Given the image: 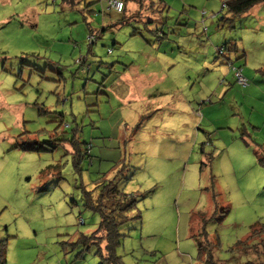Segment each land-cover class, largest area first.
<instances>
[{
    "label": "rangeland",
    "instance_id": "1",
    "mask_svg": "<svg viewBox=\"0 0 264 264\" xmlns=\"http://www.w3.org/2000/svg\"><path fill=\"white\" fill-rule=\"evenodd\" d=\"M223 1L0 0L4 264H99L79 239L111 178L139 215L122 264L261 256L236 252L264 224V3L229 20Z\"/></svg>",
    "mask_w": 264,
    "mask_h": 264
},
{
    "label": "trees",
    "instance_id": "2",
    "mask_svg": "<svg viewBox=\"0 0 264 264\" xmlns=\"http://www.w3.org/2000/svg\"><path fill=\"white\" fill-rule=\"evenodd\" d=\"M70 1L75 2L78 0H70ZM121 2H122V6H124V2L122 0ZM262 2L264 3V0H224L222 2L223 4L222 6L225 7V12L227 13L228 15L227 17L229 18V20H232L233 18L241 16L242 14L247 12V10L250 9L253 5ZM122 9L119 12H122L123 11ZM231 47H233L232 48L233 50L238 49L237 50L239 51L238 57L242 55L240 48H237L233 44H231ZM222 48L223 47H220L219 49L223 51L224 49ZM225 49H227V47H225ZM233 64H234L233 61H227L226 59L225 65H227L228 69L229 70L236 69L240 71L241 74V70H240L241 66L235 68L233 67ZM262 73L264 74V71ZM233 79L235 80L234 76ZM62 141L64 140L62 139ZM123 173L124 171L122 172V176L124 177ZM111 179L109 181L104 180V182L102 181L103 183L97 186L98 189L95 198L97 206L93 207L96 208V210L101 215L97 229L90 235L81 236V238L79 239L81 244H83L84 249L86 248L88 249L89 246H95L94 253L100 259L99 264H122L120 257H118L115 254V249L117 246H119V240L121 238L119 231L129 221L139 219L138 214L132 215V212L135 210V202H136L135 198L131 195L123 193L122 190H120L117 187L116 184L118 179L117 180L114 179L111 180ZM211 200L214 201L213 195H211ZM99 233L102 234L101 236H99L98 239H96L95 235ZM254 239H258L256 246L257 244H259L260 247L264 248V224H262L257 230L255 229L251 230V233L248 235V237L245 239L244 242L240 240L237 241V244L240 246L236 254L238 255L239 251L242 254H246L248 251H250L252 249L251 247ZM101 242L105 243L103 248V254L99 248V244ZM256 246H254V248ZM213 248L214 245L212 243H207L204 246L199 244L197 258L198 259L202 258L204 264H215L213 263L212 256L210 255V250H212ZM251 252L255 254V250ZM256 253H257L256 255L258 256L261 255V256L258 259L257 258L254 259L253 264L254 263L263 264L264 252H256ZM0 264H4L3 241L1 240H0ZM248 264H252V263L248 262Z\"/></svg>",
    "mask_w": 264,
    "mask_h": 264
},
{
    "label": "built area",
    "instance_id": "3",
    "mask_svg": "<svg viewBox=\"0 0 264 264\" xmlns=\"http://www.w3.org/2000/svg\"><path fill=\"white\" fill-rule=\"evenodd\" d=\"M108 5H109V7L113 8L115 11H120L122 9L121 0H109ZM232 70H233V76H234L236 82L243 85L244 80L241 77L240 71H238L236 69H232Z\"/></svg>",
    "mask_w": 264,
    "mask_h": 264
},
{
    "label": "crops",
    "instance_id": "4",
    "mask_svg": "<svg viewBox=\"0 0 264 264\" xmlns=\"http://www.w3.org/2000/svg\"><path fill=\"white\" fill-rule=\"evenodd\" d=\"M128 1H129V0H127V1L124 3V12H125V9H126L125 4H126ZM142 1H145V0H142ZM144 3H145V2H144ZM130 4H131L130 6L132 7V6H133V5H132L133 3H130ZM258 4H260V3H258ZM146 5H147V4H146ZM148 5H149V4H148ZM255 5H256V4H255ZM253 6H254V5H253ZM253 6H252V7H253ZM250 9H251V8H250ZM250 9H248L247 12H245L244 14L248 13V11H249ZM124 12H123V13H124ZM244 14H242V15H244ZM238 48H240V46H238ZM237 56H238V55H237ZM226 59H227V58H226ZM227 61H230V60L227 59ZM238 61H239V60H237V63H238ZM239 63H240V61H239ZM239 63H238L237 65H235V66H238V67L241 66ZM234 64H235V63H234ZM234 64H233V65H234ZM227 69H228V68H227ZM255 80H256V79H254L253 82H254ZM244 82H245V81H244ZM261 84L264 86V80L261 81ZM216 204H217V203H216ZM263 264H264V263H263Z\"/></svg>",
    "mask_w": 264,
    "mask_h": 264
}]
</instances>
